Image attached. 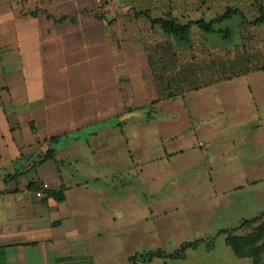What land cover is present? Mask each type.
<instances>
[{
    "label": "crops",
    "instance_id": "crops-1",
    "mask_svg": "<svg viewBox=\"0 0 264 264\" xmlns=\"http://www.w3.org/2000/svg\"><path fill=\"white\" fill-rule=\"evenodd\" d=\"M132 2L0 0V264H117L122 249L151 242L153 228L158 230L157 219L188 211L198 216L200 208L213 217L220 209L225 216V203L237 206L233 211L250 203L245 196L234 201L226 200L225 195L230 191L249 193L260 180L245 181L227 192L216 187L222 169L215 164L220 156L216 152L209 155L206 147L234 145L229 131L210 134L213 143L204 141L174 154L165 150L160 158L147 162L131 157L145 196L131 198L133 208L142 213L130 218L115 190L124 184L116 180L121 170L114 171L115 177L99 173L106 169L105 161L116 166L115 159L101 158L114 150L110 141L106 145L100 137L107 132L115 136L112 133L123 126L121 118L138 101L133 74H139L145 85L148 102L161 104L209 90L214 94L211 100L219 104L215 117L224 122L239 119V113L227 108L235 100L247 108L243 121L257 124L252 133H264V0H211L212 7L222 12L209 21L203 14L196 19L200 8L196 0L189 1L196 7L187 8L184 17L193 18L189 22H211L229 9L237 13L215 23L216 33L199 37L204 45H196L201 47L200 53L208 54V62L193 52L192 65H185L192 70L182 66L178 72L163 63L167 57L158 69L140 38H122L124 28L138 25L142 19ZM191 36L188 44L165 36L168 46L162 52L167 50L168 55L171 43L177 60L183 58L185 48L193 44ZM170 76H177L176 80ZM172 86L180 90L179 95L171 94ZM213 122H219L218 118ZM51 139L59 141L51 144ZM75 144L83 145L81 153L95 158L91 169L97 172L84 169L86 162L78 156V148L73 149ZM51 148L55 160L38 165ZM64 150L68 152L63 156ZM207 161L211 163L208 171L216 174L203 173ZM160 165L168 168L162 182L150 174ZM171 167L182 170L184 177L173 183L167 176ZM44 184L50 191L42 188ZM110 186L113 191L106 190ZM58 189L63 190L64 201L50 194ZM261 195L252 197L253 203H263ZM238 218L244 217L240 214ZM245 220L249 219L237 227ZM221 236L225 241H215L212 250L203 243L188 250L183 259L140 264H237L232 257L248 260L238 258L226 242L227 235ZM201 240L206 241H196ZM185 243L193 242L181 246ZM133 256L128 255V261Z\"/></svg>",
    "mask_w": 264,
    "mask_h": 264
},
{
    "label": "rangeland",
    "instance_id": "rangeland-1",
    "mask_svg": "<svg viewBox=\"0 0 264 264\" xmlns=\"http://www.w3.org/2000/svg\"><path fill=\"white\" fill-rule=\"evenodd\" d=\"M189 1L192 0H133L131 5L134 6L136 15L141 16L142 19L139 20L138 25L124 28L125 31L122 38H140L141 46L146 49L148 48L150 55L154 58L153 62L156 66H159L158 69L162 68L161 61L164 59L166 60V57L167 60L163 61V63L170 65V68L174 69L176 72H178L182 66L187 64L191 66L193 60L189 58L192 57L193 52H196L195 54L201 57L200 60L203 61V59H205L207 60L206 62H208V54L200 53L201 47H198L204 45L202 44L203 38L199 37L202 35L205 36L198 28L193 29L194 33L192 32L193 35L191 36L193 38V44L191 43L192 46L186 47V55H184L183 58L180 56L177 60V56H174V51L170 47L171 43H169L168 55L166 53L167 50L162 52V49H165L166 45L168 46L165 40L166 37L158 28L155 29L152 27L149 18L146 16V14H149L151 17L156 18L172 13L180 22L187 23L192 18L184 17L188 14L187 8H196L193 4H190ZM196 2L198 3L196 6H199L197 8H200L199 13L196 12V19L202 17L203 14V17L209 21L210 18L222 12L216 10L217 7H212L209 3L211 0H196ZM207 48L209 49V47ZM163 53L165 54L163 55ZM187 69L192 70V67H187ZM176 77L177 76H170V78L174 80H176ZM133 80L138 89V101L132 106V109L121 118V125L123 126L121 129L117 130L116 133H112L114 135L116 134L115 136L106 135L109 133L107 132L100 137V140L103 139L106 145L108 141H110L113 147L112 149L114 150L105 152L102 156L100 155L101 158L104 156L106 159H110V161L111 159H115L116 166L114 163L105 161L106 169L100 170L99 173L115 177L116 174L114 171L117 172L118 169L121 170V175L116 176L119 177L116 180L120 179L122 183L125 184V182H127L128 184L126 187L123 184L120 189L116 187L115 190L116 195L120 194L121 207L128 218L135 213H142V210H135V208H133L134 205L131 198L135 196H140V198L142 195L145 196L139 176H135L138 171L134 172V169L138 167L132 163L131 157L147 162V160L160 158L165 150H167L168 153L174 154L179 151L192 149L195 147V144H201L204 141L213 143L214 140H210L208 137L210 134L217 131H229V134H233L234 142V145H215L214 147H206L209 151V155H212V152H216L220 156V160L218 159L215 165L221 167L222 171H224L219 172L218 177L220 179L218 181L219 184L216 186L217 189L227 192L234 187L243 185L245 181H260L256 184L257 187H254L252 190L250 189L249 193L245 194L230 191V193L225 195L226 197L228 196V199L225 198L226 200L235 201L239 199V196H245L246 199L247 197L249 198L250 203L241 206L242 209H240V211H236L237 209L233 211L232 209L237 206L232 203H225L224 206L227 207L225 213H227V215L221 216V210L219 209L218 213L220 218L219 215L213 217L212 212H206L205 209L200 208L201 210L198 216H194L195 211H188L179 215H171L165 220L157 219L155 225L158 227V230L155 231L153 228L154 237L152 236L151 242H148V244H141L135 248L132 246L129 250L128 247L122 249L117 259V264H129L128 255H146L161 248V250L167 254L175 253L184 242H194L200 239L207 241L210 238L216 237L221 230H229L237 227V225H239L238 223L243 221V219L250 220L260 215L261 212L264 211V201L263 203L256 204L253 203L252 197L256 198L261 195V193L264 194V133H252V131L256 130L254 126L257 124L243 121L246 120L244 119L246 117L244 113L246 114L245 110L247 108L238 104L235 100L227 104V108L235 113H239L240 117L239 119H228V122H224V118L215 117V112L219 109V104L211 100L214 94L209 90L200 91L199 93H190L187 94L185 98L180 97L177 100L165 101L161 104L157 103L153 105L154 103L148 102L150 98L148 92L146 93L144 90L145 85L141 83L139 74H133ZM171 89L174 90L171 94L175 96L179 95L180 90L175 91L177 89L173 86ZM217 118L219 122H213ZM108 125L109 123H107V126ZM122 131L123 135L120 134ZM93 142L94 141H90L92 144ZM74 148H78V156L81 157V161L85 160L86 162V168L84 169L88 170L89 173L97 172L91 169L94 157L85 152L81 153L83 145L75 144L73 145V149ZM247 151L256 158H250ZM67 152L68 150H64L61 155L64 156ZM87 162L90 165H88ZM210 164V161L204 163V174H207V172L209 175L216 174V172L208 171L211 166ZM79 165L81 166L80 163ZM174 168H176V164ZM165 169L168 168H164L160 165L156 169L157 171L154 170L150 174H156V178L159 177V181L162 182L164 179H162V175ZM170 169L172 170L170 176L169 174L166 175L168 178L172 179V182L175 180L177 182L178 179L184 177V172L182 170H173L172 167ZM149 172L150 170L147 171L148 174ZM224 173L225 175L223 177ZM116 183L118 184V181ZM110 184H112V182ZM106 190L113 191L114 187L110 186V188H106ZM220 196H223L222 193ZM258 211H261L260 214H258ZM202 213H206L207 215L204 217ZM240 214L243 215L244 218H238ZM239 234H241V232ZM224 238V236L217 237L216 244L223 243L225 241ZM232 258L237 264L254 263L250 259L239 260L235 257ZM157 264L162 263L159 262Z\"/></svg>",
    "mask_w": 264,
    "mask_h": 264
},
{
    "label": "trees",
    "instance_id": "trees-1",
    "mask_svg": "<svg viewBox=\"0 0 264 264\" xmlns=\"http://www.w3.org/2000/svg\"><path fill=\"white\" fill-rule=\"evenodd\" d=\"M235 13H237V10L229 9L223 16H220L211 22H207L202 19L189 22L186 25L182 24L178 18L173 16L172 13H168L165 16L158 18H153L149 14H146V16L149 18L152 27L155 29L158 28L164 36L169 37L175 42L179 41L181 43L188 44L194 27H197L204 34H214L216 33L214 24L232 17ZM154 104H157V102ZM58 141L59 139L50 140L51 144H56ZM49 160H55V151L52 148L41 160V162L38 163V165H41ZM51 191L52 192H50V194L57 200H65L63 190L61 192ZM240 232L241 234H239ZM222 234L227 235L226 242L238 258L252 259L255 264H264V214L250 220H245L239 227L220 232L218 236ZM215 241L216 237L205 242L201 240L193 243H185L175 253L167 254L162 250H157L146 255L133 256L129 259V262L130 264H140L151 263L155 259H183L188 250H195L203 243H206L207 247L212 250L215 245Z\"/></svg>",
    "mask_w": 264,
    "mask_h": 264
},
{
    "label": "built area",
    "instance_id": "built-area-1",
    "mask_svg": "<svg viewBox=\"0 0 264 264\" xmlns=\"http://www.w3.org/2000/svg\"><path fill=\"white\" fill-rule=\"evenodd\" d=\"M97 2H98V3H101L102 0H97ZM42 188H43L44 190H50L48 184H44V185L42 186ZM56 191H57V192H61L62 190H61V189H58V190H56Z\"/></svg>",
    "mask_w": 264,
    "mask_h": 264
}]
</instances>
